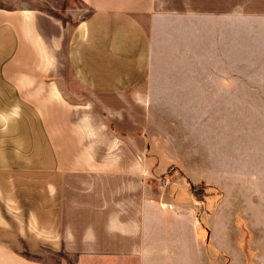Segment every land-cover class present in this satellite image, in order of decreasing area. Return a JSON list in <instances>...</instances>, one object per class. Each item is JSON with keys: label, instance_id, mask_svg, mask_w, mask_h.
<instances>
[{"label": "crops", "instance_id": "1", "mask_svg": "<svg viewBox=\"0 0 264 264\" xmlns=\"http://www.w3.org/2000/svg\"><path fill=\"white\" fill-rule=\"evenodd\" d=\"M79 1L72 27L0 7V264H208L156 156L198 152L176 127L198 99L213 131L231 96H264L224 71L231 18L264 0Z\"/></svg>", "mask_w": 264, "mask_h": 264}, {"label": "rangeland", "instance_id": "2", "mask_svg": "<svg viewBox=\"0 0 264 264\" xmlns=\"http://www.w3.org/2000/svg\"><path fill=\"white\" fill-rule=\"evenodd\" d=\"M0 7L34 8L70 27L89 15L79 0H0ZM231 21V60L224 71L232 76V90L235 85L244 89V83L248 90H264V81L255 82L256 75L264 74V31L260 30H264V17H232ZM217 68L222 72V67ZM233 77L247 81L238 83ZM206 100L198 99V112L189 119L184 108L182 123L176 125L177 135H183L180 141L198 152L172 156L165 153V146L159 147L156 157L162 175L157 181L177 190L174 198L175 204H182V220L189 217L184 213L187 204L192 206L198 226L190 229L183 221V235L214 237L216 246L208 264H264V96H231L227 118L217 120L212 132ZM208 139L213 146H208ZM191 186L200 200L194 198ZM42 259L46 260L45 254Z\"/></svg>", "mask_w": 264, "mask_h": 264}, {"label": "trees", "instance_id": "3", "mask_svg": "<svg viewBox=\"0 0 264 264\" xmlns=\"http://www.w3.org/2000/svg\"><path fill=\"white\" fill-rule=\"evenodd\" d=\"M191 191H192V194H193L194 198L200 200V197L198 198V196H200V195L198 193V190L195 188V186H191ZM207 194H209V193H207ZM199 208H200V206H199Z\"/></svg>", "mask_w": 264, "mask_h": 264}]
</instances>
